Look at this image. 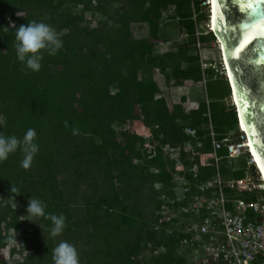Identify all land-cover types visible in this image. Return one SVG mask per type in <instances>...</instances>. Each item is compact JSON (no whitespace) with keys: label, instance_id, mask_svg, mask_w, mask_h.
Returning a JSON list of instances; mask_svg holds the SVG:
<instances>
[{"label":"trees","instance_id":"trees-1","mask_svg":"<svg viewBox=\"0 0 264 264\" xmlns=\"http://www.w3.org/2000/svg\"><path fill=\"white\" fill-rule=\"evenodd\" d=\"M106 1L119 6L109 13ZM69 5L81 6V11L67 10ZM170 5L175 7L180 29L192 41L178 46L176 52L159 55L155 53L156 43L162 41L159 21L162 10ZM190 5L191 0H0V133L22 140L33 128L39 145L28 169L21 166L24 154L19 149L0 162L4 202L3 206L0 202V264H8L4 248L14 239L10 231L21 232V219L32 223L27 215L31 197L47 205L46 213L66 217V226L57 238L39 235L35 241L41 264H55L53 249L61 241L76 247L83 264H190L178 252L180 234L168 233L164 227L155 229L154 214L152 219L146 218L145 205L137 199L144 196L143 185L148 182L154 210L159 206L153 184L162 182L170 188L173 171V162L163 155L161 146L190 138L184 133L186 126L198 128L209 118L219 139L225 132L237 130L236 110L225 103L231 91L224 78L220 77L217 86L209 80L208 105L199 102L188 112L183 111L187 94H181L171 108L164 95L158 96L169 91L171 77L176 79L174 86H201ZM87 12L95 26L82 24ZM31 20L51 24L63 40L55 55L41 50L39 71H32L17 58L16 28ZM134 23L143 25L147 36H135ZM207 37L202 35L199 41ZM214 57L222 58L220 49ZM168 58H174V65L166 80H161L152 70L165 73ZM182 62L186 68H180ZM207 76L211 79L212 70H207ZM136 124L159 141L154 155L145 152V138L134 128ZM196 134L203 141L197 150L208 152L209 136L204 139L200 129ZM225 152L224 147L219 150L221 155ZM183 157L182 152L183 163L189 165ZM223 161L222 176L228 172L229 176H242V170L231 172L232 165L228 169ZM234 163L243 166L244 160L240 157ZM212 173V166L201 165L195 179L188 172L184 175L193 182ZM75 210L82 212L81 218L75 217ZM35 219L44 228H54L47 216ZM134 226L139 228L135 238L123 236ZM30 232L34 235L32 229ZM31 240L24 238V249H32L28 246ZM146 248L152 254L141 258L140 252ZM29 259L27 255L18 264L35 263Z\"/></svg>","mask_w":264,"mask_h":264},{"label":"built area","instance_id":"built-area-1","mask_svg":"<svg viewBox=\"0 0 264 264\" xmlns=\"http://www.w3.org/2000/svg\"><path fill=\"white\" fill-rule=\"evenodd\" d=\"M194 1L198 3V8ZM191 5L194 7L191 18L194 21L201 83L206 86L210 80L207 70H212L213 79L221 77L227 81L222 58H205L199 41L200 36L213 34L217 46L219 44L216 33L210 26V1L191 0ZM201 14L202 17L199 18ZM228 98L230 105L234 106L230 94ZM208 120L210 121L209 118ZM184 133L197 139L194 127H185ZM228 133L230 134L219 139L211 131L208 134L210 150L202 151L200 160H190L187 166L182 158H178L174 147L161 146L163 155L176 160V168L172 171L170 188L165 187L162 182L153 184L160 200L159 206L154 210V228L164 227L168 233L180 234L178 252L183 253L190 264L209 262L210 259L214 264H264V180L259 164L245 141L246 133L239 125L236 132ZM140 134L145 138V152L154 155L159 141L153 140L145 130H141ZM201 146L198 142L196 149ZM223 147L226 152L221 155L219 150ZM240 157L244 160L243 166H232L231 172L240 169L242 176L223 177L221 161L232 164ZM201 165L213 167V173L204 180L192 182L184 175L188 172L195 179ZM168 188L170 192L166 191ZM242 194L250 197L246 198Z\"/></svg>","mask_w":264,"mask_h":264},{"label":"rangeland","instance_id":"rangeland-1","mask_svg":"<svg viewBox=\"0 0 264 264\" xmlns=\"http://www.w3.org/2000/svg\"><path fill=\"white\" fill-rule=\"evenodd\" d=\"M104 5L107 9V11H109V13H112L114 9H116L119 6V3L117 2H104ZM67 10H72L74 13H79L81 11V9L77 6L75 7H70L67 6L66 8ZM194 7L192 5H190V10L193 11ZM90 12H87L84 15V19L82 20V24L84 25H89V26H95L96 21L95 19L92 18V16L90 15ZM159 40H162L161 42L156 43L155 46V53L159 54V55H164L167 52H176L178 49V46L184 44V43H190L191 37L190 35H188L184 30H181L179 27V23H178V19L177 17H175V7L174 5H170L168 6L166 9L162 10L161 13V17H160V21H159ZM132 30H133V34L137 37H143V36H147V29L139 24V23H134L132 24ZM207 39L205 41H201L200 45L202 47V52H203V56L206 54V56H210L209 58H215L214 57L217 53L218 46L216 43V39L212 38L211 36L207 35ZM158 40V41H159ZM196 40V38H195ZM196 43V42H195ZM193 51V48H192ZM208 58V57H207ZM169 59V58H168ZM218 60V59H216ZM174 65V58L169 59L166 69H165V73L159 72L156 69L152 70V73L154 75H160L159 77L161 78V80H166L165 76L166 73L171 74V70L173 68ZM186 64L184 62L180 63V68H186ZM170 81L172 83H170L169 87V91H164L163 93H160L158 96L164 95L165 96V100H166V104L169 108H171L172 103H174V101H178L179 96L183 93L187 94L188 97V104L184 105L183 107V111L184 112H188L189 107H193L196 108L199 104V102L202 101H207V97H206V86H203V84L201 83L200 85L197 84H187L186 86H174L173 82L176 80L175 78L171 77L169 78ZM221 78H215L213 79L211 77L210 82H213L215 86H217L219 84V82ZM207 83V84H208ZM206 84V85H207ZM113 90V89H112ZM225 103L227 106L230 105V100L229 98H227L225 100ZM206 104L208 105V103L206 102ZM209 121V120H208ZM178 123H181V121H178ZM128 126L126 125V128ZM188 127V126H186ZM135 129L139 130L141 132L140 129L142 128L141 125H135L134 127ZM185 129V128H184ZM195 129H200L201 131H203V135L202 137L205 139L207 136H209L208 134L211 133V131H214V126L213 124L209 121L207 123H203L201 124L198 128ZM147 133L149 132L148 130L146 131ZM229 132V131H228ZM228 132H225L223 134V136L225 134H230ZM236 132V131H235ZM231 136H233V134H231ZM190 137V136H189ZM198 142L201 143V145L203 144V141H200L199 139H196L195 137H190L186 140H184L183 142H175L174 144H171L169 142L163 143L162 145H169L175 148L174 152H176L178 154V158H181V153H184V160H192V161H196L198 162L200 160L199 156L200 153H202L201 150H197L196 146H198ZM201 148V147H200ZM167 156V155H165ZM169 160H171L173 162V170L176 168L175 167V159H172L170 156H168ZM207 158V157H206ZM198 160V161H197ZM222 164L226 165L228 169H230V165L232 166H236L238 165V163H232L229 164L226 161H223ZM171 167V166H169ZM227 175L229 176V172L223 174V176L226 178ZM84 189V188H83ZM149 189H150V184L148 182H145L143 185V193L144 196L142 195H138L137 199L139 200L140 204L145 205L144 208V215L146 216V218L148 219H152V215L154 214V201H151L152 195H150L149 193ZM83 192V190L81 191V193ZM0 202H1V206L4 205V202L1 201V194H0ZM2 210V208H0V211ZM81 211L80 210H75L74 211V215L77 218H81ZM36 217L31 216V221L32 223L29 224L27 222H25L23 219H21V221L23 222L22 224V230L21 232H14V231H10L12 232V234L14 235V239L10 240L9 243H7L6 247L4 248V257L7 261L8 264H18L21 263V261H23L27 255L30 256V259L32 258V262H35L33 264H41L39 263L42 259L41 257H39V251L37 250V246L35 245V241L40 238L39 235L44 236V237H48V238H57L60 234H57L55 236L52 235V228H44L42 224H38L36 222ZM31 229L34 232V235L31 234ZM139 228L137 226H134V228H131L129 231H125L123 236H126L129 239H133L135 238L136 234L138 233ZM25 237H31V241L30 243H28V246L32 249L31 250H26L24 249L25 247V242H24V238ZM34 237V239H33ZM34 241V242H33ZM26 248V247H25ZM152 254L151 251H149L147 248L143 249L140 252V257L141 258H149V256ZM29 259V260H30ZM79 264H83L79 263Z\"/></svg>","mask_w":264,"mask_h":264},{"label":"water","instance_id":"water-1","mask_svg":"<svg viewBox=\"0 0 264 264\" xmlns=\"http://www.w3.org/2000/svg\"><path fill=\"white\" fill-rule=\"evenodd\" d=\"M213 20L241 116L264 167V64L255 63L264 58V36L256 34L258 25L264 23V0H213ZM249 37L253 38L246 48L237 53L236 49ZM233 107L238 121L237 109Z\"/></svg>","mask_w":264,"mask_h":264},{"label":"clouds","instance_id":"clouds-1","mask_svg":"<svg viewBox=\"0 0 264 264\" xmlns=\"http://www.w3.org/2000/svg\"><path fill=\"white\" fill-rule=\"evenodd\" d=\"M16 40L18 41L16 44L17 58L32 71H39L41 68L43 59L41 50L55 55L63 47V40L56 28L43 21L31 20L27 25H20L16 28ZM36 136V130L33 128L26 131L22 140L16 135L5 136L0 133V162L7 160L11 153L19 149L24 154L21 166L28 169L35 154L39 151V145L35 143ZM46 207L47 205L43 201L31 197L27 206V215L47 216L54 223L52 235L60 234L66 226V217L63 214L46 213ZM53 259L55 264H79L77 249L68 241H61L53 249Z\"/></svg>","mask_w":264,"mask_h":264},{"label":"bare ground","instance_id":"bare-ground-1","mask_svg":"<svg viewBox=\"0 0 264 264\" xmlns=\"http://www.w3.org/2000/svg\"><path fill=\"white\" fill-rule=\"evenodd\" d=\"M210 1V13H211V16H210V26L212 27V30L214 33H216L215 29H214V20H213V0H209ZM216 37H218L217 33L215 34ZM218 47H220V51H221V54H222V60L224 62V65L226 67V73H227V77H228V84H229V87H230V91H231V100L232 102L234 103L236 109H237V114H238V125L239 127L247 134V139L245 141H247L248 143V146L251 150V152H253L254 154V158H256L258 164H259V167H260V172L262 174V178L264 180V167L262 165V162L258 159L255 151H254V148H253V143L248 135V132H247V129L245 127V124H244V121H243V118L241 116V112H240V108H239V104H238V100H237V96H236V92H235V88H234V84H233V80H232V77H231V73H230V69H229V66H228V63H227V59H226V56L224 54V51H223V47H222V44L221 42H219L218 44Z\"/></svg>","mask_w":264,"mask_h":264},{"label":"snow or ice","instance_id":"snow-or-ice-1","mask_svg":"<svg viewBox=\"0 0 264 264\" xmlns=\"http://www.w3.org/2000/svg\"><path fill=\"white\" fill-rule=\"evenodd\" d=\"M258 35L260 36H264V23L258 25L257 27V33ZM253 37H249L248 39L244 40L238 49H236V52L237 53H240L242 50H244L249 42L250 39H252ZM255 63H261V64H264V58H259L255 61Z\"/></svg>","mask_w":264,"mask_h":264}]
</instances>
